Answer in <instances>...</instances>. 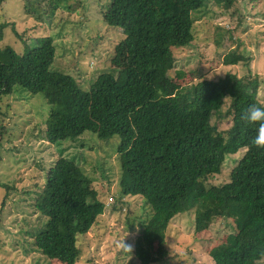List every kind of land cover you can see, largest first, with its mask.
I'll return each mask as SVG.
<instances>
[{
    "label": "trees",
    "instance_id": "trees-1",
    "mask_svg": "<svg viewBox=\"0 0 264 264\" xmlns=\"http://www.w3.org/2000/svg\"><path fill=\"white\" fill-rule=\"evenodd\" d=\"M209 1L228 5L232 0H109L102 17L125 32L123 64L98 74L86 90L73 75L50 68L51 36L35 38L22 53L0 48V100L16 88L41 94L50 105L42 132L47 142L86 131L101 140L118 137L121 197L140 196L150 208L133 244L140 264L167 259L170 220L195 208L233 223V232L209 251L213 264H259L264 255V147L251 143L255 125L245 119L250 105L264 106L257 97L259 78L226 72L216 80L180 85L169 75L172 48L194 39L192 12ZM5 26L0 23V37ZM245 59L233 49L223 63ZM213 118L230 124L218 129ZM240 149L245 150L229 180L206 185L225 156ZM33 205L46 218L33 235V248L48 259L74 264L80 253L77 236L86 234L104 210L92 179L61 156L48 168Z\"/></svg>",
    "mask_w": 264,
    "mask_h": 264
},
{
    "label": "rangeland",
    "instance_id": "rangeland-1",
    "mask_svg": "<svg viewBox=\"0 0 264 264\" xmlns=\"http://www.w3.org/2000/svg\"><path fill=\"white\" fill-rule=\"evenodd\" d=\"M108 3L0 0V23L6 24L0 48L10 46L22 53L25 44H35V38L51 36L55 54L50 68L73 75L86 90L98 74L115 71L123 64L125 32L103 21ZM192 15L194 39L172 48L169 75L180 85L205 78L216 80L226 72L257 76V97L264 105V0H232L228 5L209 1ZM233 49L246 59L224 64V55ZM226 108L227 102L222 114ZM49 110L41 94L19 88L0 100V126L6 128L0 133V264H65L33 248V235L46 221L33 205L35 191L61 156L73 159L92 179L104 204L103 213L87 233L77 236L80 253L74 264H140L133 244L141 230L139 222L149 217L150 208L140 196L121 197L118 137L101 140L86 131L51 144L42 134ZM212 122L218 129L230 124L224 118ZM244 150L227 154L220 172L208 177L205 184L227 182ZM204 211L207 209L195 208L174 216L165 231L167 259L150 264H213L209 251L233 232V223L212 210ZM121 240L132 245L130 254L121 251ZM259 264H264V255Z\"/></svg>",
    "mask_w": 264,
    "mask_h": 264
},
{
    "label": "clouds",
    "instance_id": "clouds-1",
    "mask_svg": "<svg viewBox=\"0 0 264 264\" xmlns=\"http://www.w3.org/2000/svg\"><path fill=\"white\" fill-rule=\"evenodd\" d=\"M245 119L248 123L255 125V134L251 143L257 147H264V106L250 105ZM119 243L121 251L130 254L132 245L124 243L122 240Z\"/></svg>",
    "mask_w": 264,
    "mask_h": 264
}]
</instances>
